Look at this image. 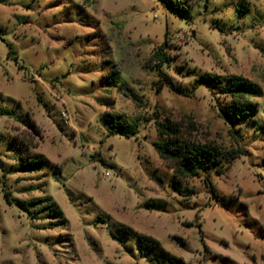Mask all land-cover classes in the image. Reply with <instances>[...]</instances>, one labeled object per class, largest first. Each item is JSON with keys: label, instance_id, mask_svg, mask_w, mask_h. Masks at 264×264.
Returning <instances> with one entry per match:
<instances>
[{"label": "rangeland", "instance_id": "obj_1", "mask_svg": "<svg viewBox=\"0 0 264 264\" xmlns=\"http://www.w3.org/2000/svg\"><path fill=\"white\" fill-rule=\"evenodd\" d=\"M167 2L0 0V264H264V0ZM233 101L253 115L229 124ZM166 119L237 157L175 178Z\"/></svg>", "mask_w": 264, "mask_h": 264}, {"label": "trees", "instance_id": "obj_2", "mask_svg": "<svg viewBox=\"0 0 264 264\" xmlns=\"http://www.w3.org/2000/svg\"><path fill=\"white\" fill-rule=\"evenodd\" d=\"M166 7L173 13H180V11L173 8L171 2L163 0ZM161 52V53H160ZM12 49L8 48V57L12 55ZM157 57H160V64L168 62V58L162 53V48L157 52ZM159 76L162 78V83L171 91L185 97H189V91L173 82V79L158 70ZM203 84L215 85L219 82L217 77L204 76L201 78ZM195 87V86H194ZM249 86L240 82L235 84L232 92L235 95L248 92ZM255 106L249 102L233 101L224 112V118L231 125H236L242 119L251 117L253 115ZM3 112L1 115H5ZM114 118L108 122L110 124L109 133L111 135H121L130 138L135 135V130L124 121H116ZM157 133L160 138L159 141L153 143V148L159 158L164 161L168 167L173 171L174 177L182 179L186 177H194L199 174H204L206 182L210 184L209 177L212 174L222 175L228 170L232 161L237 157L235 152H227L222 150L215 144L211 143H197L189 138H185L177 123L166 119L164 122L157 123ZM46 165L49 167V161L40 155H30L25 164H22L18 171L20 172H38ZM212 188V187H211ZM5 202L8 205L15 204L19 208H23L24 202L10 197L9 192L4 193ZM45 200L32 202L29 205H38Z\"/></svg>", "mask_w": 264, "mask_h": 264}]
</instances>
